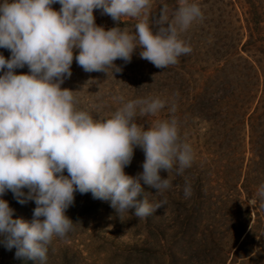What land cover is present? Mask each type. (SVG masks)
I'll use <instances>...</instances> for the list:
<instances>
[{"label": "clouds", "instance_id": "1", "mask_svg": "<svg viewBox=\"0 0 264 264\" xmlns=\"http://www.w3.org/2000/svg\"><path fill=\"white\" fill-rule=\"evenodd\" d=\"M55 4L61 5L59 11L53 9ZM150 4L151 0H0V49L10 51L8 58L0 53V197L10 191L18 203L31 200L36 205L31 221L14 219L15 210L0 198V246L15 249L16 259L45 264L52 238L72 229L66 211L74 205V193H91L116 213L132 210L135 217L146 218L165 201L151 204L141 181L161 193L172 186L169 175L162 178V170L169 174L175 169L181 175L190 167L193 150L180 142L175 118L147 129L136 120L137 113H159L165 100H131L100 120L77 110L75 92L61 87L72 75L74 59L85 72L113 67L119 72L114 61L129 63L138 47L140 58L157 68L174 65L191 53L179 33L203 19L198 4L178 0L169 17L162 3L161 27L155 34L148 21ZM94 10L113 21L136 18L135 31L98 26ZM25 67L27 73H16ZM169 110L175 112V105ZM137 147L145 160L143 171L133 177L125 168ZM183 191L190 197L191 185L186 182ZM257 195L264 201V184ZM247 203L254 207L257 200Z\"/></svg>", "mask_w": 264, "mask_h": 264}, {"label": "rangeland", "instance_id": "2", "mask_svg": "<svg viewBox=\"0 0 264 264\" xmlns=\"http://www.w3.org/2000/svg\"><path fill=\"white\" fill-rule=\"evenodd\" d=\"M188 2L198 4L203 19L195 20L187 30L179 33L180 39L192 51L178 58L176 69H171L170 65L167 68L155 67L140 58L139 52L142 49L138 47L129 63L120 59L114 61V65L121 69L119 72L114 67L106 69V72H85L74 59L72 75L65 79L61 87L75 92L77 110L87 111L100 120L110 118L122 103L131 100L148 97L165 100L166 107L156 115L137 113V122L147 129L160 121L175 118L180 142L189 144L193 150L192 162L199 157L200 163L206 165V174H210L215 166L213 164L219 162L218 170L223 171L224 179L221 186L212 184L205 196L195 199L196 184L192 171L177 175L175 169L169 174L162 170V178L169 175L172 182L168 190L158 193L157 189L141 181L146 192L144 195L151 204L155 206L160 201H165V205L146 218L135 217L132 210L116 213L108 202L93 199L91 193H74V205L66 211V215L73 221L72 229L63 237L52 238L45 264H218L227 256V264H250L249 261L254 260L264 264V220L256 224L257 229L249 237L241 256L236 252L256 223V205L253 207L247 203L249 199L242 198L243 204V201L235 197L234 190H231L234 189L231 185L233 175L227 167V163L231 161L227 160L225 151H228V144H232V149L235 148L232 142L240 140V137L235 128L237 117L228 115L225 108L224 97L227 91L220 90L217 95L211 96L212 101L209 97L199 98L195 105L197 108L192 109L191 102L195 101L198 91L187 87L185 80H181L180 70L182 59L185 61L193 58L201 61L209 58L211 61H221L231 54L239 53L246 43H249L248 50L252 49L251 45H255L252 53H256L258 58L262 57L264 0ZM162 3L167 5L169 17L178 7V0H151L148 21L154 34L161 27L158 22ZM52 7L59 11L61 5L55 4ZM94 16L96 24L106 30L120 27L131 33L135 31L134 26L138 22L131 17L113 21L110 16L102 14V10H94ZM205 52L208 53L206 58L203 54ZM0 53L5 58L10 56L7 49H0ZM76 54L78 53L74 50V56ZM195 55L201 56L195 58ZM213 69L214 67H209V70ZM27 72V67L16 70L17 74ZM121 97L122 100L118 99ZM173 104L175 112L169 110ZM144 160L143 150L135 148L132 162L125 168V173L137 176L143 171ZM64 174L67 175V172ZM186 182L191 185L192 190L191 196L187 198L183 191ZM22 191L27 193L29 190L25 188ZM0 198L5 199L15 210L14 219H33V210L36 207L34 201L20 204L10 191ZM197 207L200 213L197 217H192ZM247 207L251 211V223L236 247L231 249L235 239L234 232L239 229L237 220L249 211ZM193 220L200 222L198 227L194 228ZM252 249L254 254L249 259L254 260L242 257ZM0 264L36 262L16 259L15 249L8 251L0 246Z\"/></svg>", "mask_w": 264, "mask_h": 264}, {"label": "trees", "instance_id": "3", "mask_svg": "<svg viewBox=\"0 0 264 264\" xmlns=\"http://www.w3.org/2000/svg\"><path fill=\"white\" fill-rule=\"evenodd\" d=\"M248 45L249 43H246L242 48L243 50L239 53L231 54L221 61H211L206 58L208 56L207 52L203 54L208 61L206 59L198 61L193 58L183 61L182 59L180 61L182 69L179 68L182 70L181 80H185L189 89L198 91L195 101L191 102L192 109L197 108L195 105L199 98L205 97L206 99V97H209L212 101L211 96L217 95L220 90L227 91L225 93L226 97H224L226 100V111L228 115L232 114L237 117L235 128L239 132L240 140L232 142L235 144L233 149L232 144H228V151H225L227 160L231 161L227 163V167L231 169L229 171L233 175L231 185L234 189L231 190H234L235 197L243 201V204L244 199L257 200L256 223L250 229L243 244L236 251L240 256L242 249L249 241V237L255 233L256 224L258 225L264 220V201H261V198L257 195L260 185L264 184V42L261 44L262 57L259 58L256 57V53H252L253 48H256L255 45H251V50H248ZM242 52L243 54H241ZM196 56L201 55H195V58H197ZM176 64L170 65V68L176 69ZM209 67H214V69L211 71ZM248 153L249 157H247ZM196 159L183 172L186 171L185 173L188 174L192 171L196 184L195 199H200L206 195L208 188H211L212 184L221 186V182L224 179L223 171L218 170L219 162L213 164L215 166L210 174H206L207 171H204L206 165L200 163L199 157L197 161ZM223 168H225V165ZM197 208L192 217L199 215V208L198 210ZM248 210L245 215H242L237 220L239 229L234 232L235 239L231 249L236 247L251 223L252 215L249 208ZM240 220H242V223H240ZM193 222L194 228L200 224L197 220H193ZM196 236L195 234V239L197 240ZM252 254H254L253 249L242 257L249 259ZM227 261L228 256L218 264H227ZM249 262L250 264H259L255 260L254 262Z\"/></svg>", "mask_w": 264, "mask_h": 264}]
</instances>
